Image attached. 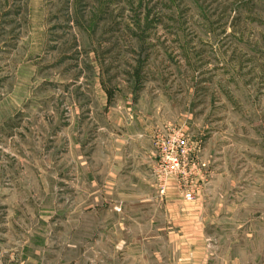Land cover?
Returning <instances> with one entry per match:
<instances>
[{"label":"rangeland","instance_id":"rangeland-1","mask_svg":"<svg viewBox=\"0 0 264 264\" xmlns=\"http://www.w3.org/2000/svg\"><path fill=\"white\" fill-rule=\"evenodd\" d=\"M0 264H264V0H0Z\"/></svg>","mask_w":264,"mask_h":264},{"label":"built area","instance_id":"built-area-1","mask_svg":"<svg viewBox=\"0 0 264 264\" xmlns=\"http://www.w3.org/2000/svg\"><path fill=\"white\" fill-rule=\"evenodd\" d=\"M157 156L154 168L156 190L160 196L167 193L170 179L184 202L194 200L198 181L203 177L206 165L192 156L187 135L167 129L165 135L157 134L153 140Z\"/></svg>","mask_w":264,"mask_h":264}]
</instances>
